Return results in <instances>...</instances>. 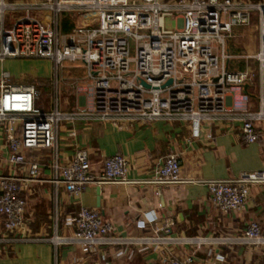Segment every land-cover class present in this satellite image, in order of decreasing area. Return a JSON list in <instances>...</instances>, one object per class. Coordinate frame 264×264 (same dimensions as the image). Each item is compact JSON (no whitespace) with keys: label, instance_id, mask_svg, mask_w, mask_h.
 I'll use <instances>...</instances> for the list:
<instances>
[{"label":"built area","instance_id":"built-area-1","mask_svg":"<svg viewBox=\"0 0 264 264\" xmlns=\"http://www.w3.org/2000/svg\"><path fill=\"white\" fill-rule=\"evenodd\" d=\"M63 13L75 17L67 33L60 29ZM252 13L258 14V50L245 57L257 62L259 107L254 111L226 103L234 89L255 79L253 69L229 70L232 55L227 48L233 28L248 25ZM167 19H173L175 25L167 26ZM27 59L50 62L48 109L36 105L34 83L10 82L21 75L20 65ZM76 62L85 71L89 103L62 110L60 70L65 63ZM168 79L171 83L165 85ZM242 100L246 101L247 95L243 94ZM76 120H101L119 130L155 120L184 121L189 123L192 138L208 141L213 139L212 125L238 120L243 141H258L256 125L264 122V0H0V134L5 137L8 164L14 168L27 165L23 175L0 173V244L48 242L55 250L59 245L72 244L82 258L100 247L125 246L140 252L169 244L198 249L219 242L161 234L167 230L165 226L156 229L154 235H121L96 210L87 207L65 217L64 224L71 233L62 235L58 233L56 198L51 215L53 233L33 235L28 226L27 200L20 196L25 182L42 177L40 163L28 157L31 150L50 151L45 180L54 186L63 185L75 197L91 184L158 187L201 183L207 186L213 206L229 211L245 205L251 186H264V165L223 179L182 177L175 153L164 157L143 178L128 176L131 163L120 153L105 157L98 172L93 171L84 149H75L63 163L58 127ZM67 135L74 138L76 132L69 128ZM231 241L264 251V233L255 221ZM193 262L194 253L182 258L162 254L160 264Z\"/></svg>","mask_w":264,"mask_h":264},{"label":"crops","instance_id":"crops-1","mask_svg":"<svg viewBox=\"0 0 264 264\" xmlns=\"http://www.w3.org/2000/svg\"><path fill=\"white\" fill-rule=\"evenodd\" d=\"M170 1V0H165ZM213 1V0H211ZM66 14V15H64ZM61 15L60 29L69 32L74 26V15ZM254 14L256 16H254ZM67 19V30H62ZM168 21V20H167ZM255 24L254 29H251ZM258 14L252 13L248 25L236 26L233 33L239 37L229 39L227 48L232 58L229 70L253 69L255 79L247 87L234 89L227 97L228 106L242 105L248 110H257L258 73L257 62L246 55H254L259 42ZM252 31V32H251ZM247 32H251L249 36ZM236 35V34H235ZM256 41L253 51L240 52L242 38ZM232 41V43H231ZM244 48V46H243ZM239 62L231 64V60ZM18 79L22 83H34L38 75L22 70ZM50 81V73L47 82ZM85 71L80 63H65L60 70L59 106L62 110H73L87 105L89 96ZM247 100H242V95ZM49 107L51 92L49 93ZM241 112V109L238 110ZM241 121L222 120L212 125L213 139L192 138L188 122L155 120L128 129H117L101 120H76L62 123L58 127V147L63 163L68 161L75 149L89 153L93 171L98 172L105 157L120 153L131 163L129 177L143 178L170 153L180 160L181 176L191 179H223L241 171H254L264 165V122L256 125L259 139L245 143L240 132ZM73 128L74 138L67 135ZM8 150L4 134H0V173L23 175L27 165L11 167L7 162ZM30 159L41 165V179L24 183L20 196L27 200L28 226L33 235L49 236L53 233L52 206L56 198L58 211V233L68 235L71 229L64 224L65 217L80 207L94 209L98 215L109 221L113 230L121 235H154V231L165 226L174 237H204L219 242L204 244L195 249L187 244H169L154 249L137 251L132 247H100L95 253L80 258L79 251L72 244L59 245L55 250L48 242H20L0 244V264H160L161 255L185 257L194 253L193 264H263L264 251L259 247L243 245L235 240L242 235L245 226L255 221L264 233V186L253 185L245 205L238 210L222 211L211 203L206 185L185 183L167 186H146L131 184H91L75 197L63 185L54 186L45 178L49 176L50 151L36 149L28 152ZM44 178V179H42ZM143 222V224H141ZM3 233L0 218V234ZM226 241V242H223ZM121 252L122 254H118ZM222 257V260L219 259Z\"/></svg>","mask_w":264,"mask_h":264},{"label":"rangeland","instance_id":"rangeland-1","mask_svg":"<svg viewBox=\"0 0 264 264\" xmlns=\"http://www.w3.org/2000/svg\"><path fill=\"white\" fill-rule=\"evenodd\" d=\"M8 1H13V0H8ZM64 15H66V14H64ZM254 16H256V15L254 14ZM8 17H9V15L6 16V18H8ZM167 20H168L167 26L173 27V25H175L173 19L172 20L167 19ZM254 26H255V24H253L251 29H254ZM251 32H247V33L245 32V33L247 36H249ZM233 34H234V36L232 37V40L234 38L239 37L238 33L235 32ZM242 39H243V42H242V48H241L240 52H245L247 50L253 51V49L256 46V41H254V39L251 37H247V38L243 37ZM231 43H232V41H231ZM243 46H244V48H243ZM235 62H239V60H237V59L231 60V64H233ZM21 65H22V70H30L31 72L35 73V75H38L39 83H37V84H36V82L34 83L35 87L37 89V93H38L37 104H38V107H40L42 109H48L49 108V97H50L49 93L51 92V89H52L50 81L47 82V78H48L49 73L51 71L50 62L47 59H27V60L23 61L21 63ZM10 82L22 83L23 79L12 78V79H10Z\"/></svg>","mask_w":264,"mask_h":264},{"label":"trees","instance_id":"trees-1","mask_svg":"<svg viewBox=\"0 0 264 264\" xmlns=\"http://www.w3.org/2000/svg\"><path fill=\"white\" fill-rule=\"evenodd\" d=\"M67 24H68V20H67V19H64V20H63V23H62V25H63V26H62V30H63V31L67 30V28H68V27H66ZM33 82H34V83L36 82V84H37V83H39V80L37 79V80H35V81H33ZM46 83H47V82H46ZM36 105L38 106L37 102H36Z\"/></svg>","mask_w":264,"mask_h":264},{"label":"water","instance_id":"water-1","mask_svg":"<svg viewBox=\"0 0 264 264\" xmlns=\"http://www.w3.org/2000/svg\"><path fill=\"white\" fill-rule=\"evenodd\" d=\"M141 83H142L144 86L148 87V85H147L144 81H141ZM170 83H171V79H168V81L166 82L165 85L170 84ZM243 87H247V84H245Z\"/></svg>","mask_w":264,"mask_h":264}]
</instances>
